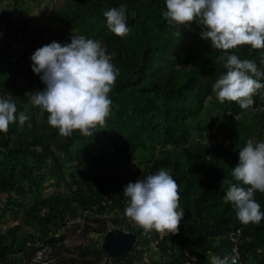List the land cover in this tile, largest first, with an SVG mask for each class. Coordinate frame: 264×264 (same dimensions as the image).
Segmentation results:
<instances>
[{
	"label": "trees",
	"instance_id": "16d2710c",
	"mask_svg": "<svg viewBox=\"0 0 264 264\" xmlns=\"http://www.w3.org/2000/svg\"><path fill=\"white\" fill-rule=\"evenodd\" d=\"M121 4L127 6L130 28L123 36L109 29L103 15L107 8ZM164 8V0L64 1L58 15L62 27L102 40L119 68L109 93L110 113L92 135L79 129L71 135L60 133L48 122V113L41 115L31 103L33 86L19 84L16 74L21 66L13 69L9 63L7 33L14 27L3 32L10 25V14L0 10V94L15 99L17 111L24 110L30 117L22 126L17 121L0 131L2 207L20 217L19 223L0 232V264H35L23 256H31L40 245L53 249L54 261L69 254L70 249L56 243V235H47L51 227L84 213L102 219L114 212L125 215L124 185L160 168L170 170L179 184L185 215L178 231L165 230L160 239L154 232L152 239L158 240L155 246L161 254L156 257L139 227L115 228L134 233L137 240L127 257L112 262L211 264V255L233 252L227 235L243 225L237 249L242 263L264 264V218L259 223H242L232 202L223 199L229 185L222 183L223 179L242 183L231 173L238 162L235 146L252 138L264 140V109L256 108L264 103V88L253 94L254 105L243 108L234 100L221 101L212 87L226 71L221 59L225 52L255 59L264 69V48L248 44L228 50L213 48L199 35L197 21L189 22L181 37L175 36L181 29L167 23ZM28 78L32 81V76ZM217 134L223 135V142ZM136 160L140 168L131 177L114 175L122 164ZM49 188L56 193L42 197ZM64 189L67 192H61ZM255 198L264 210V192L257 190ZM21 223H34L38 237L23 230ZM109 229L103 223L98 232ZM89 231L86 226L83 235ZM61 250L65 253L60 254ZM87 250L80 251L77 259L48 263L102 264L105 255L100 249L93 261L87 259ZM145 254L150 262H141Z\"/></svg>",
	"mask_w": 264,
	"mask_h": 264
},
{
	"label": "clouds",
	"instance_id": "9594fccd",
	"mask_svg": "<svg viewBox=\"0 0 264 264\" xmlns=\"http://www.w3.org/2000/svg\"><path fill=\"white\" fill-rule=\"evenodd\" d=\"M164 3L162 16L181 29L175 36L181 37L182 29L197 21L201 26L199 35L210 41L213 48L228 50L241 44L264 48V0H164ZM126 8L121 4L103 12L107 26L117 35L123 36L130 30ZM112 56L102 40L73 32L67 43L52 40L37 47L30 55L31 69L39 74L44 87L30 92L31 103L39 107L41 115L48 113V122L60 133L71 135L79 129L92 135L110 113L109 93L119 74ZM224 56L221 59L226 71L212 87L221 101L234 100L247 108L254 103L253 94L264 88V79H260L264 77V69L258 67L255 59L241 58L235 52H225ZM29 118L26 111H17L15 99L0 94V131H7L17 121L22 126ZM254 140L235 146L238 162L231 167V173L242 183L222 181L229 185L223 199L232 202L244 224L259 223L264 218L262 205L255 198L257 190L264 192V140ZM122 192L127 198L124 214L131 220L150 229L178 231L185 211L180 206L179 184L170 170L160 168L129 181ZM238 255V252L213 254L210 261L236 264Z\"/></svg>",
	"mask_w": 264,
	"mask_h": 264
},
{
	"label": "rangeland",
	"instance_id": "374dc122",
	"mask_svg": "<svg viewBox=\"0 0 264 264\" xmlns=\"http://www.w3.org/2000/svg\"><path fill=\"white\" fill-rule=\"evenodd\" d=\"M14 1H18V3L14 4ZM64 1L65 0H0V10H8L10 14V17L8 18L10 25L7 24V26L3 28V32L7 31V27H14V29L8 28L10 33H7L11 45V57L9 59L10 66L12 65L13 69H20L19 65L21 66V71L16 74V79L19 84L24 87L33 86L32 92L40 89L44 86V84L40 80L39 74L34 73L31 69V53L37 47L49 43L52 40L67 43L70 41L71 32L75 33L73 30L62 27L58 20V15L60 14V9L63 7ZM28 76H32V81L28 78ZM217 137L220 142L224 141L222 134H217ZM138 167L140 168L139 160H136L134 163L126 162L115 169L114 175L124 174L127 178L131 177V175L136 172ZM64 191H66V189L61 190V192ZM54 193H56V189L49 188L44 190L41 196L48 198ZM4 197L5 196L2 195V198H0V232H3L8 227L20 222L19 216H12L9 209L4 210L2 207V203L4 206ZM19 213L21 212L19 211ZM86 215L87 214L84 213L76 217L74 216L73 219L67 221L65 224L61 222L59 223L60 225L58 224V226L56 225L49 229L50 231L47 234L48 236L56 235V243L63 249H70L69 254L59 257L58 259H67L70 257L77 259L80 255V251H83L87 247V253H89L87 259L93 261V255L96 254L99 249L101 250L100 246L105 232H103V234L98 232V230L101 229V224L103 223H105L110 229L120 227L124 228L126 225L139 227L142 230L143 238L149 240V247H151L152 253H155L156 257L161 256L155 246L158 240H154L152 237L156 231L160 239L163 237L164 231H159L154 228H146L120 212L111 213L107 217H103V219L87 217ZM94 219H99L100 221L96 223L94 222ZM113 221H116L118 225L113 226ZM24 225L25 224L21 223L23 230H26L38 237L37 235H39V233H37V235L34 234V231L36 233L38 230L34 223L32 225ZM86 226H90V231L83 235V231ZM51 250L53 249L51 248ZM64 253L65 250H61L60 254ZM23 257L24 261L27 260L32 262L31 256ZM101 258L102 264H121V262L117 261L112 262L111 258ZM55 259L56 260L54 261L53 258H51L49 262H57L58 259ZM141 262H150L149 255L145 254Z\"/></svg>",
	"mask_w": 264,
	"mask_h": 264
},
{
	"label": "water",
	"instance_id": "95a60500",
	"mask_svg": "<svg viewBox=\"0 0 264 264\" xmlns=\"http://www.w3.org/2000/svg\"><path fill=\"white\" fill-rule=\"evenodd\" d=\"M137 237L124 229H109L101 242V250L107 258H124L134 248Z\"/></svg>",
	"mask_w": 264,
	"mask_h": 264
},
{
	"label": "built area",
	"instance_id": "2783aa9c",
	"mask_svg": "<svg viewBox=\"0 0 264 264\" xmlns=\"http://www.w3.org/2000/svg\"><path fill=\"white\" fill-rule=\"evenodd\" d=\"M252 105H254V103ZM252 105H250V106H252ZM256 108H258L259 110L264 109V103L261 104L260 107L256 106ZM253 111L256 112V109H254ZM241 235H242V229L241 228L233 229L227 235V238L230 242V245H231L233 252H237V249H238L239 243H240ZM51 258H52L51 249L46 245L39 246L32 253V256H31L32 262L36 263V264H48V262L50 261ZM236 264H246V263H242L240 255H238V260H237Z\"/></svg>",
	"mask_w": 264,
	"mask_h": 264
}]
</instances>
